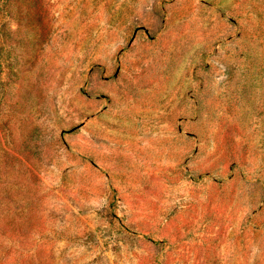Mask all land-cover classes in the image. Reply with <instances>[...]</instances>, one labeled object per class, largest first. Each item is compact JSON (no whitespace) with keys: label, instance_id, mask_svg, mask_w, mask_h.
Returning <instances> with one entry per match:
<instances>
[{"label":"rangeland","instance_id":"374dc122","mask_svg":"<svg viewBox=\"0 0 264 264\" xmlns=\"http://www.w3.org/2000/svg\"><path fill=\"white\" fill-rule=\"evenodd\" d=\"M0 264H264V0H0Z\"/></svg>","mask_w":264,"mask_h":264}]
</instances>
